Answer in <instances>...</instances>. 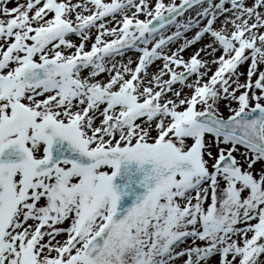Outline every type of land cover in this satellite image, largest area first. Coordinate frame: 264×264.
Here are the masks:
<instances>
[{
	"label": "snow or ice",
	"instance_id": "6c2138e0",
	"mask_svg": "<svg viewBox=\"0 0 264 264\" xmlns=\"http://www.w3.org/2000/svg\"><path fill=\"white\" fill-rule=\"evenodd\" d=\"M0 264H264V0H0Z\"/></svg>",
	"mask_w": 264,
	"mask_h": 264
},
{
	"label": "rangeland",
	"instance_id": "374dc122",
	"mask_svg": "<svg viewBox=\"0 0 264 264\" xmlns=\"http://www.w3.org/2000/svg\"><path fill=\"white\" fill-rule=\"evenodd\" d=\"M177 2H179V0H177Z\"/></svg>",
	"mask_w": 264,
	"mask_h": 264
}]
</instances>
